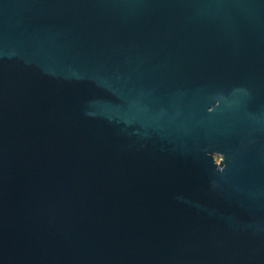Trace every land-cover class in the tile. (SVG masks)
<instances>
[{
    "label": "water",
    "instance_id": "water-1",
    "mask_svg": "<svg viewBox=\"0 0 264 264\" xmlns=\"http://www.w3.org/2000/svg\"><path fill=\"white\" fill-rule=\"evenodd\" d=\"M0 264H264V0H0Z\"/></svg>",
    "mask_w": 264,
    "mask_h": 264
},
{
    "label": "flooded vegetation",
    "instance_id": "flooded-vegetation-1",
    "mask_svg": "<svg viewBox=\"0 0 264 264\" xmlns=\"http://www.w3.org/2000/svg\"><path fill=\"white\" fill-rule=\"evenodd\" d=\"M217 157V159H219V156H216Z\"/></svg>",
    "mask_w": 264,
    "mask_h": 264
}]
</instances>
